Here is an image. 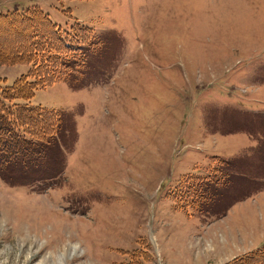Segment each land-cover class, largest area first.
I'll list each match as a JSON object with an SVG mask.
<instances>
[{"label": "rangeland", "instance_id": "obj_1", "mask_svg": "<svg viewBox=\"0 0 264 264\" xmlns=\"http://www.w3.org/2000/svg\"><path fill=\"white\" fill-rule=\"evenodd\" d=\"M14 5L64 30L80 22L92 32L75 25L78 37L105 45L85 89L57 83L29 102L66 116V169L0 180V264H264L263 186L224 217L171 198L185 175L208 176L213 157L264 139V0H0V12ZM29 69L0 66V87ZM237 113L244 133H207L209 114L223 129Z\"/></svg>", "mask_w": 264, "mask_h": 264}, {"label": "trees", "instance_id": "obj_2", "mask_svg": "<svg viewBox=\"0 0 264 264\" xmlns=\"http://www.w3.org/2000/svg\"><path fill=\"white\" fill-rule=\"evenodd\" d=\"M75 25L83 32H92L80 22H75L71 30H64L39 7L0 12V66H30L28 73L17 78L13 85L0 87V179L7 183H23L19 179L22 175H34L43 166L55 169L51 179L64 171L61 139L69 129L66 116L31 106L29 102L36 90L57 83H68L73 90H82L88 85L84 76L89 57L100 53L105 42L103 36H94L89 41L85 36L78 37ZM10 36H16L20 43L11 47L2 43L9 42ZM18 101L25 105L16 104ZM209 117L211 122L207 127L212 132L230 134L242 130L241 124L233 120L225 121L220 129L216 122L223 119L218 115ZM249 152L247 157L233 160L214 158L207 177H184L173 197L176 208L189 209L202 216H223L232 202L262 190L264 139ZM257 158L260 167L251 166ZM259 257L264 260V251Z\"/></svg>", "mask_w": 264, "mask_h": 264}, {"label": "bare ground", "instance_id": "obj_3", "mask_svg": "<svg viewBox=\"0 0 264 264\" xmlns=\"http://www.w3.org/2000/svg\"><path fill=\"white\" fill-rule=\"evenodd\" d=\"M61 255H62V254H61ZM66 256H67V255H66ZM62 257H63V256H62ZM72 257H73V256H72ZM75 257H77V256H75ZM75 257H74V258H75ZM67 258H68V257H67ZM67 258H66V260H67Z\"/></svg>", "mask_w": 264, "mask_h": 264}]
</instances>
